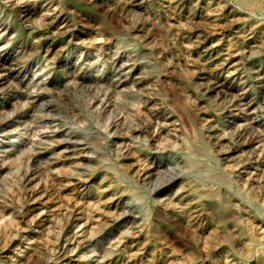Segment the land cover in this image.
<instances>
[{
  "label": "rangeland",
  "instance_id": "rangeland-1",
  "mask_svg": "<svg viewBox=\"0 0 264 264\" xmlns=\"http://www.w3.org/2000/svg\"><path fill=\"white\" fill-rule=\"evenodd\" d=\"M56 1L0 0V264H21L35 252L37 264H264V153L256 150L255 131L239 138L235 123L253 111L264 122V82L258 78L264 55L241 52L263 41L264 0H140L152 12L146 15L123 14L119 7L128 0ZM211 44L213 57L239 49L238 77L248 85L253 108L242 103L228 111L235 93L205 89L199 62ZM219 60L211 66L222 65ZM126 65L146 67L149 91L135 86L138 73ZM118 80L132 98L119 91ZM171 119L175 124L167 130ZM212 133L220 139L212 140ZM202 139L211 140L209 150ZM44 150L50 156L41 155ZM87 151L91 155L83 157Z\"/></svg>",
  "mask_w": 264,
  "mask_h": 264
},
{
  "label": "bare ground",
  "instance_id": "bare-ground-1",
  "mask_svg": "<svg viewBox=\"0 0 264 264\" xmlns=\"http://www.w3.org/2000/svg\"><path fill=\"white\" fill-rule=\"evenodd\" d=\"M53 1V0H52ZM56 1V0H55ZM70 1V0H69ZM88 2H89V0H87ZM91 1V0H90ZM100 1V0H99ZM119 1H121L122 2V0H118V2ZM151 1V0H150ZM153 1V0H152ZM152 1H151V3H152ZM212 1V0H211ZM19 2V1H18ZM33 2V1H32ZM37 2V1H36ZM40 2V1H39ZM71 2V1H70ZM87 2V3H88ZM103 2V1H102ZM144 2V1H143ZM171 2H174V3H176V2H178V0H172ZM188 2V1H187ZM41 3V2H40ZM100 3V2H99ZM98 3V4H99ZM107 3V2H106ZM123 3V2H122ZM149 3V2H148ZM155 3V2H154ZM164 3H166V2H164ZM219 3V2H218ZM55 4H57V1H56V3ZM54 4V5H55ZM117 4V3H116ZM189 4V3H188ZM205 4V3H204ZM203 4V5H204ZM208 4V3H207ZM206 4V5H207ZM57 5H59V4H57ZM57 5H56V7H57ZM90 5V4H89ZM113 5H114V3H113ZM145 5H147V3L145 4ZM171 5V4H170ZM183 5V4H182ZM47 6H48V4H47ZM68 6V5H67ZM110 6V5H109ZM149 6V5H148ZM157 6V5H156ZM19 7V6H18ZM40 7V6H39ZM46 7V6H45ZM72 7V6H71ZM175 7V6H174ZM183 7V6H182ZM201 7V6H200ZM32 8V7H31ZM111 8V7H110ZM159 8V7H158ZM217 8V7H216ZM21 9V8H20ZM42 9V8H41ZM56 9V8H55ZM55 9H54V11H55ZM71 9V8H70ZM117 9V8H116ZM119 9H120V11L121 12H123V14H125L124 12H126V13H128V12H132V11H143V12H145V13H139V14H145L146 15V13H149V12H151L149 9L150 8H145L144 7V4H142V2L140 1V0H128L127 2H125L124 4H121L120 5V7H119ZM119 9H118V11H119ZM178 9V8H177ZM192 9H193V7H192ZM195 9V8H194ZM235 9V8H234ZM109 10V9H108ZM159 10V9H158ZM208 10V9H207ZM42 11V13H43V10H41ZM49 11H52V10H49ZM117 11V12H118ZM191 11V10H190ZM5 12V11H4ZM63 12V11H62ZM111 12V11H110ZM112 12H114V11H112ZM161 12V11H160ZM159 12V13H160ZM204 12H206V11H204ZM212 12V11H211ZM220 12V11H219ZM41 13V12H40ZM135 13V12H134ZM133 13V14H134ZM152 13V12H151ZM222 13V12H221ZM238 13V12H237ZM30 14V13H29ZM56 15H57V13H55ZM114 14V13H113ZM117 14V13H116ZM119 14V13H118ZM136 14V13H135ZM134 14V15H135ZM138 14V13H137ZM136 14V15H137ZM180 14V13H179ZM194 14V13H193ZM228 14V13H227ZM32 15V14H31ZM44 15V14H43ZM133 15V16H134ZM135 15V16H136ZM155 15V14H154ZM173 15V14H172ZM35 16V15H34ZM64 16V15H63ZM94 16V15H93ZM160 16V15H159ZM162 16V15H161ZM250 16V15H249ZM27 17V16H26ZM45 17V16H44ZM55 17V16H54ZM67 17V16H66ZM162 17H164V16H162ZM184 17V16H183ZM216 17H218L217 15H216ZM229 17H231V15L230 16H228V18ZM246 17V16H245ZM51 18V17H50ZM153 18H155V17H153ZM187 18V17H186ZM191 18H193V17H191ZM195 18V17H194ZM199 18V17H198ZM211 18H213V17H211ZM223 18V17H222ZM225 18V17H224ZM238 18H240V17H238ZM247 18H248V15H247ZM43 19V18H42ZM61 19H62V17H61ZM104 19V18H103ZM156 19V18H155ZM167 19V18H166ZM196 19V21H197V18H195ZM209 19V18H208ZM32 20V19H31ZM44 20H46V19H44ZM43 20V21H44ZM48 20V19H47ZM97 20V19H96ZM165 20V19H164ZM168 20V19H167ZM167 20H166V22H167ZM219 20H220V18H219ZM227 20V19H226ZM243 20H245V19H243ZM36 22H38L37 20H35ZM35 21H34V23H35ZM49 21V20H48ZM51 21V20H50ZM60 21V20H59ZM101 21V20H100ZM103 21V20H102ZM159 21H161V20H159ZM170 21V20H169ZM184 21V20H183ZM193 21H195V20H193ZM211 21V20H210ZM253 21V20H252ZM257 21H259V20H257ZM41 22H42V20H41ZM53 22V21H52ZM62 22H64V21H62ZM68 22V21H67ZM144 22V21H143ZM142 22V23H143ZM192 22V21H191ZM199 22V21H198ZM197 22V23H198ZM206 22V21H205ZM218 22V21H217ZM223 22V21H222ZM253 22H255V21H253ZM47 23V22H46ZM100 23V22H99ZM153 23V22H152ZM159 23V22H158ZM179 23H181V22H179ZM186 23V22H185ZM200 23V22H199ZM203 23V22H202ZM234 23V22H233ZM1 24V23H0ZM44 24H45V22H44ZM43 24V25H44ZM51 24V23H50ZM157 24V23H156ZM165 24V23H164ZM169 24V23H168ZM187 24V23H186ZM255 24V23H254ZM35 25V24H34ZM40 25V24H39ZM57 25V24H56ZM60 25V24H59ZM76 25V24H75ZM139 25V24H138ZM142 25V24H141ZM153 25V24H152ZM158 25V24H157ZM160 25H162V24H160ZM188 25H190V24H188ZM197 25V24H196ZM195 25V26H196ZM208 25V24H207ZM212 25V24H211ZM241 25V24H240ZM73 26H74V24H73ZM192 26V25H191ZM194 26V25H193ZM202 26V25H201ZM219 26V25H218ZM231 26V25H230ZM249 26V25H248ZM138 27V26H137ZM204 27V26H203ZM208 27V26H207ZM220 27V26H219ZM6 28V27H5ZM47 28V27H46ZM49 28H50V26H49ZM53 28V27H52ZM58 28V27H57ZM67 28V27H66ZM163 28V27H162ZM201 28V27H200ZM7 29V28H6ZM5 29V30H6ZM51 29V28H50ZM56 29V28H55ZM65 29V28H64ZM157 29V28H156ZM206 29H208V28H206ZM235 29H236V27H235ZM238 29V28H237ZM242 29H244V28H242ZM248 29H250L249 27H248ZM137 30V29H136ZM163 30V29H162ZM202 30V29H201ZM219 30V29H218ZM251 30V29H250ZM2 31V30H1ZM56 31V30H55ZM58 31H60V30H58ZM66 31V30H65ZM195 31V30H194ZM197 31V30H196ZM200 31V30H199ZM216 31V30H215ZM204 32V31H203ZM234 32V31H233ZM232 32V33H233ZM236 32V31H235ZM240 32V31H239ZM246 32V31H245ZM35 33V32H34ZM54 33V32H53ZM59 33V32H58ZM124 33V32H123ZM197 33V32H196ZM228 33V32H227ZM231 33V32H230ZM244 33V32H243ZM248 33V32H247ZM47 34V33H46ZM195 34V33H194ZM206 34V33H205ZM217 34V33H216ZM229 34V33H228ZM237 34V33H236ZM56 35V34H55ZM249 35H250V32H249ZM260 35H261V33H260ZM143 36V35H142ZM147 36V35H146ZM146 36H144V38H143V40H146ZM219 36V35H218ZM221 37H222V35H220ZM228 36V35H227ZM234 36V35H233ZM43 37V36H42ZM63 37V36H62ZM65 37V36H64ZM70 37V36H69ZM139 37V36H138ZM185 37V36H184ZM193 37V36H192ZM258 37V36H257ZM66 38V37H65ZM141 38V37H140ZM227 38V37H226ZM249 38V40H250V38H251V36L250 37H248ZM38 39H40V38H38ZM55 39V38H54ZM78 39V38H77ZM79 39H81V38H79ZM137 39V38H136ZM147 39H149V38H147ZM205 39V38H204ZM228 39V38H227ZM229 39H231L230 37H229ZM243 39H244V37H243ZM42 40V39H41ZM50 40V39H49ZM57 40H58V38H57ZM67 40V39H66ZM235 40V39H234ZM247 40V39H246ZM253 40V39H252ZM63 41V40H62ZM69 41V40H68ZM142 41V40H141ZM146 41H148V40H146ZM151 41V40H150ZM199 41V40H198ZM212 41V40H211ZM219 41V40H218ZM217 41V42H218ZM239 41V40H238ZM262 41V40H261ZM260 41V42H261ZM45 42V41H44ZM56 42V41H55ZM73 42H75V41H73ZM82 42V41H81ZM149 42V41H148ZM210 42V41H209ZM216 42V41H215ZM215 42H212V44H214ZM252 42V41H251ZM255 42V41H254ZM4 43V42H3ZM8 43V42H7ZM48 43V42H47ZM54 43V42H53ZM202 43V42H201ZM234 43V42H233ZM243 43V42H242ZM59 44V43H58ZM63 44V43H62ZM74 44V43H73ZM149 44V43H148ZM212 44L209 46V47H207V49H206V52H207V54L206 55H204L202 58H201V60H200V62H199V64H200V76L201 75H203V76H201L200 78L201 79H205V78H207V80H208V84H206L205 86H206V88L205 89H207V90H209V91H212L213 93L214 92H217V91H223V92H232L233 94L235 93V96H236V98L232 101L231 100V103L229 104L228 103V105H227V108H228V111L230 110H232L233 109V107H234V105H237V104H241L242 105V103H244V104H247L248 106H250V107H252L253 108V106L252 105H254V102H253V97H251L249 94H248V90L246 89V86H248V85H246L245 84V81H243V80H241V78H239L238 77V73H239V70H240V61L238 62L237 61V58L239 57V51H236V50H239V49H236V50H232V51H229V52H225L224 54H222V56H219V57H213L214 55L212 54V51H213V49H214V46H212ZM258 44V43H257ZM5 45V44H4ZM37 45V44H36ZM192 45H194V44H192ZM199 45V44H198ZM241 45V44H240ZM21 46V45H20ZM30 46V45H29ZM49 46V45H48ZM58 46H60V45H58ZM65 46H66V44H65ZM119 46H121V44L119 45ZM226 46V45H225ZM224 46V47H225ZM230 46V45H229ZM258 46V45H257ZM1 47V46H0ZM37 47V46H36ZM42 47V46H41ZM50 47V46H49ZM57 46H55V48H56ZM121 47H123V46H121ZM145 47V46H144ZM151 47V46H150ZM206 47V46H205ZM219 47V46H218ZM54 48V49H55ZM69 48V47H68ZM102 48V47H101ZM148 48V47H147ZM197 48V47H196ZM227 48V47H226ZM40 49V48H39ZM45 49V48H44ZM53 49V50H54ZM100 49V48H99ZM122 49V48H121ZM32 50V49H31ZM30 50V51H31ZM38 50V49H37ZM117 50V49H116ZM130 50V49H129ZM128 50V51H129ZM218 50V49H217ZM220 50V49H219ZM227 50V49H226ZM55 51V50H54ZM58 51V50H57ZM72 51V50H71ZM74 51V50H73ZM132 51V50H131ZM130 51V52H131ZM200 51V50H199ZM40 52V51H39ZM47 52V51H46ZM60 52V51H59ZM114 52V51H113ZM116 52V51H115ZM216 52V51H215ZM241 52H243V53H245L246 55H248V56H263L264 55V37H263V41H262V43H261V45L259 46V48H255L254 46H253V44H249V46H248V48H244V49H242V51ZM36 53V52H35ZM135 53V52H134ZM198 53V52H197ZM55 54V53H54ZM105 54V53H104ZM115 54V53H114ZM216 54V53H215ZM12 54H10V56H11ZM33 55V54H32ZM71 55V54H70ZM110 56H111V54H109ZM197 55V54H196ZM209 57H208V56ZM212 57H211V56ZM245 55V56H246ZM30 56V55H29ZM52 56V55H51ZM108 56V55H107ZM137 56V55H136ZM218 56V55H217ZM36 57V56H35ZM34 57V58H35ZM109 57V56H108ZM118 57V56H117ZM16 58V57H15ZM69 58V57H68ZM132 58V57H131ZM137 58V57H136ZM194 58V57H193ZM241 57H239L238 59H240ZM244 58V57H243ZM99 59V58H98ZM116 59V58H115ZM114 59V60H115ZM140 58H138L137 60H139ZM195 59V58H194ZM219 59H221L222 60V65H218L217 64V66H216V64H215V66L214 67H212L211 66V64L213 63V61H216V62H218L217 60H219ZM245 59V58H244ZM76 60H77V58H76ZM136 60V59H135ZM156 60V59H155ZM154 60V61H155ZM191 60H192V58H191ZM264 60V59H263ZM27 61V60H26ZM64 61V60H63ZM108 61V60H107ZM119 61V60H118ZM132 61H134V59H132ZM145 61V60H144ZM212 61V62H211ZM220 61V60H219ZM252 61V60H251ZM19 62V61H18ZM149 62H150V60H149ZM5 63V62H4ZM54 63V62H53ZM93 63V62H92ZM126 63H128V61L126 62L125 61V64ZM130 63V62H129ZM134 63V62H133ZM136 63V62H135ZM194 63V62H193ZM198 63V62H197ZM215 63V62H214ZM244 63V62H243ZM247 63V62H246ZM96 64H98V63H96ZM105 64V63H104ZM119 64H120V62H119ZM124 64V65H125ZM137 64H139V63H137ZM210 64V65H209ZM6 65H8V64H6ZM111 65V64H110ZM118 65V64H117ZM123 64H121V66H122ZM142 65V64H141ZM10 66H12V64L10 65ZM126 66H128V65H126ZM134 66V65H133ZM132 65L131 66H128V68L127 69H129V68H131L133 71H136L138 74H137V76L136 75H134V76H136L135 77V79L133 80V83L135 84V86H137L138 88H140V89H145L146 90V88L148 89V91H149V84H148V76H147V73L144 71V69L146 68V67H144V69L142 70V69H140V70H137L135 67H133ZM47 67V66H46ZM56 67V66H55ZM85 67V66H84ZM91 67V66H90ZM92 67H94V66H92ZM226 67H229V68H231L232 70H231V72H230V74H223L222 72H223V69H225ZM253 67V66H252ZM251 67V68H252ZM3 68V67H2ZM10 68V67H9ZM101 68V67H100ZM198 68V67H197ZM244 68V67H243ZM92 68H90V70H91ZM111 69V68H110ZM228 69V68H227ZM226 69V70H227ZM257 69V68H256ZM262 69V68H261ZM4 70V69H3ZM18 70H19V68H18ZM49 70V69H48ZM99 70H101V69H99ZM228 70H230V69H228ZM55 71V70H54ZM94 71V70H93ZM7 72V71H6ZM11 72V71H10ZM50 72H51V70H50ZM63 72H64V70H63ZM108 72V71H107ZM152 72V71H151ZM198 72V71H197ZM228 72V71H227ZM15 73V72H14ZM52 73V72H51ZM58 73V72H57ZM73 73V72H72ZM96 73V72H95ZM3 74V73H2ZM36 74V73H35ZM127 74V73H126ZM4 75V74H3ZM37 75V74H36ZM64 75V74H63ZM75 75H77V73L75 72ZM152 75V74H151ZM196 75H198V74H196ZM244 75H246V74H244ZM31 76V75H30ZM101 76V75H100ZM150 76V75H149ZM155 76V75H154ZM235 76V77H234ZM72 77H73V75H72ZM77 77V76H76ZM122 77V76H121ZM127 77V76H126ZM126 77H125V79H126ZM194 77V76H193ZM6 78V77H5ZM70 78H71V76H70ZM111 78V77H110ZM116 78V77H115ZM155 78V77H154ZM188 78H189V76H188ZM258 78L261 80V81H263L264 82V71H261V72H259V74H258ZM2 79H4V78H2ZM27 79V78H26ZM67 79H69V78H67ZM77 79H79V78H77ZM120 79V78H119ZM129 79V78H128ZM248 79V78H247ZM14 80H16V79H14ZM74 80H75V78H74ZM80 80H83V79H80ZM97 80V79H96ZM63 81V80H62ZM77 81V80H76ZM93 81V80H92ZM99 81V80H98ZM103 81H106V80H103ZM119 81V80H118ZM190 81V80H189ZM1 82V81H0ZM88 82H90V81H88ZM96 82V81H95ZM102 82V81H101ZM198 82V81H197ZM207 82V81H206ZM260 82V81H259ZM258 82V83H259ZM9 83H11L10 81H9ZM18 83V82H17ZM24 83V82H23ZM78 83V82H77ZM94 83V82H93ZM109 83V82H108ZM108 83H106V84H108ZM116 83V82H115ZM114 83V84H115ZM151 83H153V82H151ZM205 83V82H204ZM3 84H4V82H3ZM14 84V83H13ZM19 84V83H18ZM17 84V85H18ZM40 84V83H39ZM72 84V83H71ZM70 84V85H71ZM89 84V83H88ZM95 84V83H94ZM117 84V83H116ZM126 84L127 83H125L123 80H120L119 82H118V88H120L119 89V91L120 92H123L126 96H128L130 93H129V91L126 89L127 88V86H126ZM198 84H201V83H198ZM250 84H252V83H250ZM255 84V83H254ZM257 84V83H256ZM5 85V84H4ZM16 85V84H15ZM64 85V84H63ZM76 85H78V84H76ZM133 85V84H132ZM153 85V84H152ZM1 86V85H0ZM52 86V85H51ZM134 86V87H135ZM203 86V85H202ZM21 87V86H20ZM45 87V86H44ZM112 87V86H111ZM133 87V88H134ZM252 87V86H251ZM257 87V86H256ZM5 88V87H4ZM32 88V87H31ZM48 87H46V89H47ZM51 88V87H50ZM53 88V87H52ZM60 88H62V87H60ZM59 88V89H60ZM72 88V87H71ZM132 88V89H133ZM137 88V89H138ZM203 88V89H204ZM19 89V88H18ZM56 89H58V88H56ZM56 89H55V91H56ZM73 89V88H72ZM113 89V88H112ZM39 90V89H38ZM54 90V89H53ZM63 90V89H62ZM114 90V89H113ZM1 91V90H0ZM13 91V90H12ZM36 91V90H35ZM42 91V90H41ZM118 91V90H117ZM137 91V90H136ZM155 91V90H154ZM204 91V90H203ZM256 91V90H255ZM2 92V91H1ZM23 92V91H22ZM37 92V91H36ZM48 92V91H47ZM46 92V93H47ZM54 92V91H53ZM59 92V91H58ZM66 92H67V90H66ZM76 92V91H75ZM201 92V91H200ZM205 92V91H204ZM254 92V91H253ZM33 93V92H32ZM42 93V92H41ZM142 93V92H141ZM147 93V92H146ZM149 93V92H148ZM220 93V92H219ZM264 93V92H263ZM55 94V93H54ZM68 94V93H67ZM143 94H145L144 92H143ZM142 94V95H143ZM210 94L212 95V93L210 92ZM210 94H209V96H210ZM226 94V93H225ZM252 94H254V93H252ZM251 94V95H252ZM38 95V94H37ZM79 95H80V93H79ZM133 95H134V93H133ZM199 95V94H198ZM217 95V94H216ZM228 95V94H227ZM230 95V94H229ZM255 95V94H254ZM264 95V94H263ZM36 96V95H35ZM59 96V95H58ZM65 96V95H64ZM83 96V95H82ZM81 96V97H82ZM213 96V95H212ZM24 97V96H23ZM26 97V96H25ZM42 97V96H41ZM47 97V96H46ZM49 97V96H48ZM60 97V96H59ZM71 97V96H70ZM74 97H75V95H74ZM80 97V96H79ZM128 97H131V96H128ZM143 97V96H142ZM146 97V96H145ZM214 97V96H213ZM221 97V96H220ZM223 97V96H222ZM225 97V96H224ZM255 97V96H254ZM20 98V97H19ZM61 98V97H60ZM132 98V97H131ZM137 98V97H136ZM153 98V97H152ZM152 98H149V99H152ZM212 98V97H211ZM215 98V97H214ZM226 98V97H225ZM12 99H13V97H12ZM21 99V98H20ZM24 99V98H23ZM54 99V98H53ZM64 99V98H63ZM66 99V98H65ZM201 99V98H200ZM216 99V98H215ZM224 99V98H223ZM231 99V98H230ZM14 100V99H13ZM42 100V99H41ZM45 100V99H44ZM59 100V99H58ZM67 100V99H66ZM184 100V99H183ZM183 100H181V101H183ZM227 100V99H226ZM46 101H48V98H47V100ZM186 101V100H185ZM215 101V100H214ZM217 101H218V99H217ZM222 101H225V99L224 100H222ZM227 101H229V100H227ZM11 102H12V100H11ZM29 102H31V101H29ZM53 102V101H52ZM55 102H57L56 101V99H55ZM79 102H80V100H79ZM146 102H148V101H146ZM188 101H186V103H187ZM213 102V101H212ZM221 102V101H220ZM262 102V101H261ZM41 103V102H40ZM69 103H71V101H69ZM82 103H84V101L82 102ZM186 103H185V105H186ZM189 103V102H188ZM187 103V104H188ZM222 103V102H221ZM224 103V102H223ZM256 103V102H255ZM39 104V103H38ZM67 104V103H66ZM72 104V103H71ZM142 104V103H141ZM193 104V103H192ZM215 104V103H214ZM243 104V105H244ZM40 105V104H39ZM38 105V106H39ZM55 105V104H54ZM60 105V104H59ZM137 105H138V103H137ZM136 105V106H137ZM154 105V104H153ZM156 105H158V104H156ZM213 105V104H212ZM17 106V105H16ZM30 106V105H29ZM58 106V105H57ZM66 106V105H65ZM147 106V105H146ZM225 106V105H224ZM240 106V105H239ZM46 107V106H45ZM75 107V106H74ZM79 107V106H78ZM150 107V106H149ZM163 106H161V108H162ZM188 107V106H187ZM191 107V106H190ZM216 107V106H215ZM236 107V106H235ZM245 107V106H244ZM14 108V107H13ZM50 108H52V107H50ZM49 108V109H50ZM58 108V107H57ZM143 108H144V105H143ZM148 108V107H147ZM154 108V107H153ZM159 108V107H158ZM183 108V107H182ZM185 108V107H184ZM247 108V107H246ZM251 108V109H252ZM18 109V108H17ZM48 109V110H49ZM58 109H60V108H58ZM164 109V107L162 108V110ZM193 109V108H192ZM222 109V108H221ZM257 109H259V108H257ZM11 110V109H10ZM20 110V109H19ZM18 110V111H19ZM35 110H36V108H35ZM56 110V109H55ZM82 110V109H81ZM142 110V109H141ZM147 110V109H146ZM145 110V111H146ZM151 110V109H150ZM161 110V109H160ZM205 110V109H204ZM238 110V109H237ZM243 110H245L244 108H243ZM243 110H241V111H243ZM260 110V109H259ZM258 110V111H259ZM17 111V110H16ZM30 111V110H29ZM54 111V110H53ZM60 111H62V110H60ZM59 111V112H60ZM140 111V110H139ZM154 111V110H153ZM210 111V110H209ZM220 111V110H219ZM240 111V112H241ZM36 112V111H35ZM34 112V113H35ZM54 112H56V111H54ZM63 112H65V111H63ZM70 112V111H69ZM79 112V111H78ZM84 112V111H83ZM155 112V111H154ZM159 112V111H158ZM214 112V111H213ZM239 112V111H238ZM245 112V111H244ZM264 112V101H263V107H262V113ZM30 113V112H29ZM57 113V112H56ZM61 113V112H60ZM80 113V112H79ZM203 113V112H202ZM52 114V113H51ZM54 114V113H53ZM65 114V113H64ZM71 114H73V113H71ZM77 114V113H76ZM151 114V113H150ZM162 114H164V113H162ZM199 114V113H198ZM212 114V113H211ZM214 114V113H213ZM242 114H244V113H242ZM26 115V114H25ZM28 115V114H27ZM57 115V114H56ZM63 115V114H62ZM86 115V114H85ZM168 115V114H167ZM194 115H195V113H194ZM225 115V114H224ZM231 115V114H230ZM246 115V114H245ZM257 115H259V114H257ZM262 115V114H261ZM151 116H152V114H151ZM217 116V115H216ZM232 116H233V114H232ZM234 116H236V115H234ZM232 117V120L234 119H236V117ZM9 117V116H8ZM46 117V116H45ZM48 117V116H47ZM71 117V116H70ZM163 117V116H162ZM170 116H168V118H169ZM201 117V116H200ZM205 117V116H204ZM238 117V116H237ZM241 117V116H240ZM7 118V117H6ZM35 118V117H34ZM60 118V117H59ZM155 118V117H154ZM164 118V117H163ZM174 118V117H173ZM208 118V117H207ZM210 118V117H209ZM262 118V117H261ZM2 119V118H1ZM4 119V118H3ZM39 119H40V117H39ZM63 119V118H62ZM61 119V120H62ZM80 120H81V118H79ZM157 119V118H156ZM202 119V118H201ZM211 119H213V118H211ZM223 119V118H222ZM32 120V119H31ZM35 120H38V119H35ZM53 120V119H52ZM161 120V119H160ZM208 120V119H207ZM229 120V119H228ZM82 122H83V124H84V122H85V120L83 121V120H81ZM167 121V120H166ZM174 120L173 119H171V120H169L168 121V123H167V126H165V129H166V127H167V130L168 129H171L172 127L171 126H173V124H175V122H173ZM178 121V120H177ZM206 121V120H205ZM221 121V120H220ZM235 121H237V120H235ZM235 121H231V123L232 122H235ZM242 121V120H241ZM241 121H237V122H235V123H237V126H239V130H237V131H239L238 132V136H239V138H240V136L241 137H243L244 136V134H246V133H249V132H251V130H252V132H254L255 131V135H256V137L255 138H257V142H259V144H258V146L256 147V150H259V151H261L262 153H264V143H262V141H263V139H264V122H262L260 119H258L256 116H255V111H253L252 113H251V116L249 117V118H247V119H244L242 122ZM37 122V121H36ZM81 122V123H82ZM162 122V121H161ZM208 122V121H207ZM228 122V121H227ZM215 123V122H214ZM214 123H212V125L214 124ZM217 123V122H216ZM229 123V122H228ZM4 124V123H3ZM157 124H158V122H157ZM160 124V123H159ZM159 124H158V126H159ZM163 124H165L166 125V123H163ZM206 124H208V123H206ZM33 125H35L34 123H33ZM69 125V127H70V123L68 124ZM161 125V124H160ZM205 125V124H204ZM54 126V125H53ZM67 126V125H66ZM72 126V125H71ZM176 126V125H175ZM32 127V126H31ZM73 127V126H72ZM160 127V126H159ZM161 127H163V126H161ZM176 127H178V126H176ZM210 127V126H209ZM234 127V126H233ZM25 128V127H24ZM212 128V127H211ZM218 127H216V129H217ZM164 129V130H165ZM173 129H174V132H175V128L173 127ZM172 129V130H173ZM201 129V128H200ZM214 129V128H213ZM223 129V128H222ZM51 130V129H50ZM72 130V129H71ZM74 130V129H73ZM161 130H162V128H161ZM166 130V131H167ZM235 130V132H236V129H234ZM66 131V130H65ZM69 132V131H68ZM162 133H163V131H161ZM165 132V131H164ZM171 132V131H170ZM232 132H234V131H232ZM77 133H78V131H77ZM169 133V132H168ZM178 134H179V132H177ZM203 133V132H202ZM208 133V132H207ZM231 133V132H230ZM15 133H13V135H14ZM130 134V133H129ZM139 134V133H138ZM167 134V133H166ZM170 134V133H169ZM168 134V135H169ZM174 134V133H173ZM204 134V133H203ZM213 134V133H212ZM220 134H221V132H220ZM223 134V133H222ZM253 134V133H252ZM71 135V134H70ZM87 135V134H86ZM133 135V134H132ZM131 135V136H132ZM167 135V136H168ZM171 136H172V134H170ZM180 135V134H179ZM209 135H210V133H209ZM218 135V134H217ZM216 134H213V136H212V140H215V141H218L219 139H220V135L219 136H217ZM228 135V134H227ZM230 135V134H229ZM232 135V134H231ZM236 135V134H235ZM247 135H249V134H247ZM81 136V135H80ZM135 136V135H134ZM143 136V135H142ZM222 136V135H221ZM234 136V135H233ZM60 137V136H59ZM138 137V136H137ZM178 137V136H177ZM201 136H199L198 135V138H200ZM226 137V136H225ZM229 137V136H228ZM237 137V136H236ZM245 137V136H244ZM247 137V136H246ZM79 138H81V137H79ZM142 138V137H141ZM173 138V137H172ZM175 138V137H174ZM182 138V137H181ZM15 139V138H14ZM76 139V138H75ZM83 139H84V137H83ZM225 139V138H224ZM230 139H231V136H230ZM249 139V138H248ZM12 140V139H11ZM66 140H68V138L66 139ZM204 140V141H203ZM222 140V139H221ZM226 140V139H225ZM237 140V139H236ZM239 140H241V139H239ZM16 141V140H15ZM77 141H78V139H77ZM81 141H82V139H81ZM184 141H185V139H184ZM202 141H203V143H204V146H205V148H206V150H209L210 149V139H209V141H208V139L206 140V139H202ZM243 142L245 143V141L243 140ZM256 142V143H257ZM66 143V142H65ZM216 143V142H215ZM227 143V142H226ZM248 143V142H247ZM72 144V143H71ZM74 144V143H73ZM84 144V143H83ZM132 144H133V142H132ZM195 144H197L196 142H195ZM224 144V143H223ZM234 144V143H233ZM52 145V144H51ZM82 145V144H81ZM90 145V144H89ZM92 145V144H91ZM230 145H231V143H230ZM255 145V144H254ZM60 146V145H59ZM63 146V145H62ZM71 146V145H70ZM69 146V147H70ZM94 146L96 147V145L94 144ZM195 146V145H194ZM203 146V147H204ZM223 146V145H222ZM234 146V145H233ZM236 146V145H235ZM61 147V146H60ZM74 147V146H73ZM87 147V146H86ZM89 147V146H88ZM91 147V146H90ZM173 147V146H172ZM229 147V146H228ZM38 148V147H37ZM222 148V147H221ZM243 148V147H242ZM253 148V147H252ZM219 149V148H218ZM229 149V148H228ZM254 149V148H253ZM93 150V149H92ZM97 150V149H96ZM172 150V149H171ZM226 150H227V148H226ZM237 150V149H236ZM243 150V149H242ZM49 151V150H48ZM63 151V150H62ZM82 151V150H81ZM95 151V150H94ZM218 151V150H217ZM222 151V150H221ZM255 151V150H254ZM56 152V151H55ZM68 152V151H67ZM76 152V151H75ZM91 152V151H90ZM89 151H87V152H84V154H82L83 155V157H89L90 155H91V153H90ZM106 152V151H105ZM240 152V151H239ZM243 152V151H242ZM48 152L46 151V150H44V151H42L40 154L41 155H47V156H50V154L48 155L47 154ZM65 153V152H64ZM231 153H232V151H231ZM236 153V152H235ZM246 153H249V152H246ZM39 154V155H40ZM68 154V153H67ZM93 154V153H92ZM95 154V153H94ZM229 154H230V152H229ZM233 154V153H232ZM245 154V153H244ZM259 154V153H258ZM65 155H66V153H65ZM70 155V154H69ZM224 155V154H223ZM227 155V154H226ZM234 155V154H233ZM239 155V154H238ZM242 155V154H241ZM263 155V154H262ZM38 156V155H37ZM42 156V157H43ZM75 156V155H74ZM81 156V155H80ZM261 156V153H260V155H259V157ZM41 157V156H40ZM71 158H72V156H70ZM226 157V156H225ZM234 157V156H233ZM240 157V156H239ZM243 157H244V155H243ZM254 157V156H253ZM38 158V157H37ZM250 158H252V157H250ZM44 159V158H43ZM61 159V158H60ZM78 159H80V157L78 158ZM242 159V158H241ZM34 160H36L35 158H34ZM51 160V159H50ZM55 160V159H54ZM89 160V159H88ZM94 160V159H93ZM97 160V159H96ZM240 160V159H239ZM254 160V159H253ZM79 161V160H78ZM241 161V160H240ZM243 161V160H242ZM51 162V161H50ZM196 162H198V160L196 161ZM202 162V161H201ZM218 162V161H217ZM237 162V161H236ZM38 163V162H37ZM96 164H97V162H95ZM108 163V162H107ZM239 163V162H238ZM241 163H243V162H241ZM250 163V162H249ZM48 164V163H47ZM49 164H52V163H49ZM83 164V163H82ZM106 164V163H105ZM189 164L190 165H193L194 164V162L193 161H189ZM86 165V164H85ZM104 165V164H103ZM236 165H237V163H236ZM246 165V164H245ZM51 166V165H50ZM92 166V165H91ZM101 166V165H100ZM225 166H226V164H225ZM228 166V165H227ZM76 167H77V165H76ZM89 167H90V165H89ZM241 167V166H240ZM263 167V166H262ZM91 168V167H90ZM94 168H96L95 167V165H94ZM223 168V167H222ZM76 169H79V168H76ZM204 169V168H203ZM211 169V168H210ZM216 169V168H215ZM254 169V168H253ZM25 170V169H24ZM84 170V169H83ZM6 171V170H5ZM4 171V172H5ZM10 171V170H9ZM20 172L22 171V170H19ZM87 171H88V169H87ZM91 170H89L88 172H90ZM205 171V170H204ZM235 171V170H234ZM238 171V170H237ZM252 171V170H251ZM256 171V170H255ZM262 171H263V169H262ZM7 172V171H6ZM19 172V173H20ZM24 172V171H23ZM28 172V171H27ZM70 172V171H69ZM74 172V171H73ZM72 172V173H73ZM78 172V171H77ZM231 172H232V170H231ZM259 172H261L260 170H259ZM9 173V172H8ZM18 173V174H19ZM22 173V172H21ZM25 173V172H24ZM71 173V172H70ZM82 173V172H81ZM92 173V172H91ZM147 173V172H146ZM251 173V172H250ZM15 174V173H14ZM23 174V173H22ZM69 174V173H68ZM76 174V173H75ZM79 174V173H78ZM85 174V173H84ZM90 174V173H89ZM145 174V173H144ZM218 174V173H217ZM260 174V173H259ZM16 175V174H15ZM87 175V174H86ZM18 176V175H17ZM16 176V177H17ZM67 176H69V175H67ZM72 176V175H71ZM122 176V175H121ZM214 176V175H213ZM218 176H220V175H218ZM247 176V175H246ZM254 176V175H253ZM52 177V176H51ZM55 177V176H54ZM73 177H74V175H73ZM82 177V176H81ZM224 177V176H223ZM240 177V176H239ZM260 177V175L258 176V178ZM1 178V177H0ZM72 178V177H71ZM76 178V177H75ZM243 178H244V175H243ZM251 178V177H250ZM20 179V178H19ZM24 179V178H23ZM68 179V178H67ZM25 180V179H24ZM50 180H51V178H50ZM246 180H247V177H246ZM4 181V180H3ZM20 181V180H19ZM70 182H71V180H69ZM68 181V182H69ZM222 181V180H221ZM60 182V181H59ZM63 182V181H62ZM9 183V182H8ZM56 183V182H55ZM65 183H66V181H65ZM196 183V182H195ZM219 183V182H218ZM52 184V183H51ZM50 184V185H51ZM68 184V183H67ZM194 184V183H193ZM192 184V185H193ZM5 185V184H4ZM63 185V184H62ZM65 185V184H64ZM1 186V185H0ZM58 187H59V185H57ZM56 186V187H57ZM47 187V186H46ZM45 187V188H46ZM223 187V186H222ZM61 188V187H60ZM194 188V187H193ZM196 188V187H195ZM203 188V187H202ZM213 187H210L209 189H212ZM228 188V187H227ZM8 189V188H7ZM53 189V188H52ZM56 189V188H55ZM207 189V188H206ZM208 189V190H209ZM217 189H220V188H217ZM224 189H225V187H224ZM184 190V189H183ZM5 191V190H4ZM45 191V190H44ZM51 191V190H50ZM54 191V190H53ZM6 192V191H5ZM35 192V191H34ZM46 192V191H45ZM188 192H190L189 190H188ZM206 192H208V191H206ZM205 192V193H206ZM227 192V191H226ZM52 193V192H51ZM46 194V193H45ZM49 194V193H48ZM53 194H55V193H53ZM217 194V193H216ZM225 194V193H224ZM43 195V194H42ZM213 195V194H212ZM219 195V194H218ZM226 195V194H225ZM228 195H230V194H228ZM53 196V195H52ZM129 196V195H128ZM202 196H204L203 194H202ZM214 196V195H213ZM2 197H3V195H2ZM123 197V196H122ZM129 197H131V196H129ZM197 197V196H196ZM212 197V196H211ZM219 197V196H218ZM217 197V198H218ZM1 198V197H0ZM41 198V197H40ZM39 198V199H40ZM54 198V197H53ZM126 198V197H125ZM193 198H194V196H193ZM198 198V197H197ZM203 198H205V197H203ZM202 198V199H203ZM207 199H209L208 197H206ZM221 197H219V200L217 201V205L221 208L222 206H224V204H222V199H220ZM230 198V197H229ZM228 198V199H229ZM234 198V197H233ZM46 199V198H45ZM54 199H56V198H54ZM58 199V198H57ZM123 199V198H122ZM127 199V198H126ZM130 199V198H129ZM181 199V198H180ZM196 199V198H195ZM232 199V198H231ZM193 200V199H192ZM192 200H190L191 202H192ZM197 200V199H196ZM206 200V199H205ZM211 200V199H210ZM233 200V199H232ZM123 201V200H122ZM125 201V200H124ZM123 201V203H125ZM138 201V200H137ZM143 201V200H142ZM213 201V200H212ZM211 201V202H212ZM121 202V201H120ZM127 202V201H126ZM129 202V201H128ZM181 202V201H180ZM210 202V201H209ZM210 202V203H211ZM45 203V202H44ZM179 203V202H178ZM186 202H184V204H185ZM214 203V202H213ZM213 203H211V204H213ZM37 204H38V202H37ZM40 204V203H39ZM42 204V203H41ZM48 204V203H47ZM182 204V203H181ZM190 204V203H189ZM200 204V203H199ZM228 204V203H227ZM226 203H225V205H227ZM234 204H235V202H234ZM239 204V203H238ZM54 205V207H55V204H53ZM183 205V204H182ZM188 205V204H187ZM232 205V204H231ZM237 205V204H236ZM52 206V205H51ZM126 206V205H125ZM124 206V207H125ZM171 206V205H170ZM197 206V205H196ZM199 206V205H198ZM197 206V207H198ZM240 206V205H239ZM127 207V206H126ZM168 207V206H167ZM194 207V206H193ZM192 207V208H193ZM200 207V206H199ZM173 208V207H172ZM190 208V207H189ZM209 208V207H208ZM228 208V207H227ZM51 210H53L52 208H50ZM132 209V208H131ZM130 209V210H131ZM134 209V208H133ZM136 209V208H135ZM138 209V208H137ZM136 209V210H137ZM175 209V208H174ZM127 210V208L126 209H124V211H122V212H127L126 211ZM177 210V209H176ZM194 210V209H193ZM196 210V209H195ZM238 210V209H237ZM242 210V209H241ZM139 211V210H138ZM165 211V210H164ZM191 211V210H190ZM231 211V210H230ZM121 212V211H120ZM134 212V211H133ZM189 212V211H188ZM199 212V211H198ZM207 212V211H206ZM211 212V211H210ZM229 212V211H228ZM232 212V211H231ZM230 212V213H231ZM238 212V211H237ZM242 212V211H241ZM52 213V212H51ZM50 213V214H51ZM136 213H137V211H136ZM174 213V212H173ZM200 213V212H199ZM239 213V212H238ZM49 214V215H50ZM53 214V213H52ZM170 214V213H169ZM190 214V213H189ZM188 214V215H189ZM192 214V213H191ZM193 214H194V212H193ZM192 214V215H193ZM229 214V213H228ZM235 214H237V213H235ZM18 215V214H17ZM55 215V214H54ZM125 215V214H124ZM200 215V214H199ZM204 215V214H203ZM223 215V214H222ZM118 216H119V214H118ZM120 216H122V215H120ZM172 216V215H171ZM190 216V215H189ZM40 217V216H39ZM44 217V216H43ZM195 217V216H194ZM198 217V216H197ZM203 217V216H202ZM234 217V216H233ZM236 217H238V216H236ZM256 217V216H255ZM254 217V218H255ZM117 218V217H116ZM154 218V217H153ZM173 218V217H172ZM198 218H200V217H198ZM226 218H228V217H226ZM39 219V218H38ZM45 219V218H44ZM56 219V218H55ZM120 219V218H119ZM196 219V218H195ZM234 219V218H233ZM256 219V218H255ZM42 220V219H41ZM40 220V221H41ZM114 220V219H113ZM160 220V219H159ZM200 220V219H199ZM202 220V219H201ZM238 220H240V219H238ZM238 220H235V221H238ZM242 220V219H241ZM240 220V221H241ZM258 220V219H257ZM56 221V220H55ZM115 221V220H114ZM123 221V220H122ZM162 221V220H161ZM189 221V220H188ZM195 221V220H194ZM231 221V220H230ZM17 222V221H16ZM48 222V221H47ZM120 221H118V223H119ZM128 222V221H127ZM197 222V221H196ZM195 222V223H196ZM228 222V221H227ZM239 222V221H238ZM254 222V221H253ZM256 222V221H255ZM56 223V222H55ZM109 223V222H108ZM155 223V222H154ZM192 223V222H191ZM199 223V222H198ZM223 223V222H222ZM257 223H259V222H257ZM46 224V223H45ZM50 224V223H49ZM166 224V223H165ZM164 224V225H165ZM171 224V223H170ZM201 224V223H200ZM220 224V223H219ZM108 225V224H107ZM118 225V224H117ZM230 225V224H229ZM47 226V225H46ZM50 226V225H49ZM53 226V225H52ZM55 226V225H54ZM223 226H225L224 224H223ZM263 226H264V224H263ZM111 226H109V229H112V228H110ZM138 227V226H137ZM192 227V226H191ZM198 227V226H197ZM234 227V226H233ZM262 227V226H261ZM261 227H260V229H261ZM50 228V227H49ZM143 228V227H142ZM145 228V227H144ZM45 229H46V227H45ZM44 229V230H45ZM219 229V228H218ZM231 229V228H230ZM55 230V229H54ZM133 230V229H132ZM140 230V229H139ZM150 230V229H149ZM234 230V229H233ZM135 231V230H134ZM144 231V230H143ZM163 231V230H162ZM259 231V230H258ZM52 232V231H51ZM50 232V233H51ZM105 232V231H104ZM110 232V231H109ZM138 232V231H137ZM148 232V231H147ZM154 232V231H153ZM227 232V231H226ZM225 232V233H226ZM103 233V232H102ZM145 233V232H144ZM143 233V234H144ZM151 233V232H150ZM225 233H220V234H222V236H223V234L225 235ZM202 234V233H201ZM218 234V233H217ZM227 234V233H226ZM48 235H49V231H48ZM53 235H55V234H53ZM195 235V234H194ZM193 235V236H194ZM229 235H231V234H229ZM46 236V235H45ZM52 236V235H51ZM139 236V235H138ZM149 236V235H148ZM148 236H147V238H148ZM159 236V235H158ZM50 237V236H49ZM55 237V236H54ZM97 237V236H96ZM125 237V236H124ZM146 237V236H145ZM238 237V236H237ZM25 238V237H24ZM29 238V237H28ZM44 238V237H43ZM57 238V237H56ZM194 238V237H193ZM138 239V238H137ZM224 239H228V238H224ZM224 239H222V240H224ZM24 240V239H23ZM52 240V239H51ZM50 240V241H51ZM142 240V239H141ZM147 240V239H146ZM232 240V239H231ZM231 240H230V242H231ZM26 241H27V239H26ZM29 241H30V239H29ZM47 241V240H46ZM123 241V240H122ZM148 241H149V239H148ZM125 242V241H124ZM141 242H143V240L141 241ZM146 242V241H145ZM243 242V241H242ZM14 243V242H13ZM123 243V242H122ZM133 243V242H132ZM135 243V242H134ZM36 244H38V243H36ZM57 244V243H56ZM97 244V243H96ZM126 244L128 245V243L126 242ZM142 244V243H141ZM149 244V243H148ZM241 244V243H240ZM7 245V244H6ZM31 245V244H30ZM29 245V246H30ZM59 245H61V244H59ZM122 245V244H121ZM131 245V244H130ZM136 245V244H135ZM144 245V244H143ZM35 246V245H34ZM41 246V245H40ZM96 246V245H95ZM132 246V245H131ZM5 247V246H4ZM32 247V246H31ZM61 247V246H60ZM118 247V246H117ZM145 247V246H144ZM37 248H40L39 246H37ZM43 248V247H42ZM42 248H41V250H42ZM57 248V247H56ZM111 248V247H110ZM2 249H4L3 247H2ZM61 249V248H60ZM63 249V248H62ZM107 249V248H106ZM120 249V248H119ZM136 249V248H135ZM144 249V248H143ZM147 249V248H146ZM245 249V248H244ZM35 250V249H34ZM54 250V249H53ZM111 250H112V248H111ZM114 250H116L115 248H114ZM33 251V250H32ZM36 251V250H35ZM56 251V250H55ZM108 251V250H107ZM120 251V250H119ZM28 252V251H27ZM128 252V251H127ZM121 253V252H120ZM130 253V252H129ZM128 253V254H129ZM134 253V252H133ZM143 253V252H142ZM22 254H23V252H22ZM1 255V254H0ZM26 255V254H25ZM124 256V255H123ZM2 257V256H1ZM5 257V256H4ZM22 257V256H21ZM39 255L35 252V253H32V254H30L28 257L26 256L25 257V259L21 262V264H34V262H35V260H38L39 258ZM44 257V256H43ZM105 257V256H104ZM117 257V256H116ZM125 257V256H124ZM130 257V256H129ZM50 258V257H49ZM108 258H110V257H108ZM122 258V257H121ZM132 258V257H131ZM135 258V257H134ZM139 258V257H138ZM18 259H19V257H18ZM47 259V258H46ZM20 261H21V259H19ZM41 260V259H40ZM49 261H50V259H48ZM104 260H106V258L104 259ZM112 260V259H111ZM117 260V259H116ZM121 260V259H120ZM46 261V260H45ZM44 261V262H45ZM83 261H85V260H83ZM107 261V260H106ZM114 261V260H113ZM132 261H134V260H132ZM38 262V261H37ZM37 262H35L36 264H37ZM42 262H43V260H42ZM86 262V261H85ZM102 262V261H101ZM111 262V261H110ZM157 262V261H156ZM47 263V262H46ZM82 263V262H81ZM103 263V262H102ZM20 264V263H19ZM41 264V263H40ZM43 264V263H42ZM77 264V263H76ZM110 264H113V263H110ZM115 264V263H114Z\"/></svg>",
  "mask_w": 264,
  "mask_h": 264
}]
</instances>
